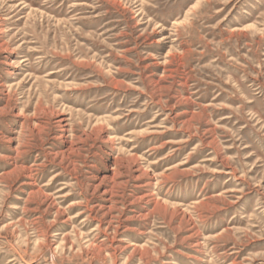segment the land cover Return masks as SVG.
Segmentation results:
<instances>
[{
    "label": "rangeland",
    "instance_id": "1",
    "mask_svg": "<svg viewBox=\"0 0 264 264\" xmlns=\"http://www.w3.org/2000/svg\"><path fill=\"white\" fill-rule=\"evenodd\" d=\"M0 264H264V0H0Z\"/></svg>",
    "mask_w": 264,
    "mask_h": 264
}]
</instances>
